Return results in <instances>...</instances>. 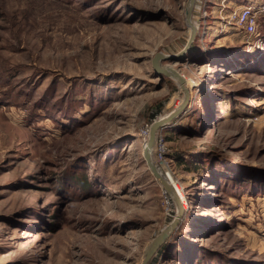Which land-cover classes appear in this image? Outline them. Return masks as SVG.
Listing matches in <instances>:
<instances>
[{
	"label": "rangeland",
	"instance_id": "obj_1",
	"mask_svg": "<svg viewBox=\"0 0 264 264\" xmlns=\"http://www.w3.org/2000/svg\"><path fill=\"white\" fill-rule=\"evenodd\" d=\"M188 1L0 0V264H264V0Z\"/></svg>",
	"mask_w": 264,
	"mask_h": 264
},
{
	"label": "water",
	"instance_id": "obj_2",
	"mask_svg": "<svg viewBox=\"0 0 264 264\" xmlns=\"http://www.w3.org/2000/svg\"><path fill=\"white\" fill-rule=\"evenodd\" d=\"M195 0H189L188 1V4H187V10H186V19H187V22H188V26H189V23H190V17H189V14H188V10L189 9H192V6H193V3H194ZM194 30H195V27H192L191 28V34H190V38L188 40V44L191 42V40L193 39L194 37ZM165 59H171V57L169 56H165V55H162V54H157L153 61H152V66L153 68L155 69V71L165 75V76H173L175 78H178L180 79V77L178 76L177 73H175L174 71H167V69H164V68H160L159 67V61L161 60H165ZM184 95H185V98H184V102L183 103H187L188 101V94H187V91H184ZM181 108L175 110L174 112L170 113L168 116H166L165 118H163V120H160V121H154L151 126H150V132H149V144L144 147V150H143V157H144V160L146 162V165L148 166L149 170L151 171L152 175L159 181V183L161 184V186L171 195L170 193V188L169 186L167 185L166 181L163 179V178H160L157 171H156V167L153 165V161L151 159V154H150V148L152 147L154 141H155V137H156V134L157 132L159 131V129L165 127L167 124H169L177 115L178 113L180 112ZM175 203L178 205V201L177 199H175ZM181 210H180V214H181ZM179 217V216H178ZM176 218L175 221L173 222V225L172 227L177 224L178 222V219L179 218ZM171 230V227L166 229L165 231H163L158 237L155 238V240L152 242V244L150 245V247L148 248V250L146 251L145 255H144V258L142 259V262L141 264H147L148 260L150 259L151 255L155 252V250L157 249V247L166 239V236L168 235L169 231Z\"/></svg>",
	"mask_w": 264,
	"mask_h": 264
},
{
	"label": "bare ground",
	"instance_id": "obj_3",
	"mask_svg": "<svg viewBox=\"0 0 264 264\" xmlns=\"http://www.w3.org/2000/svg\"><path fill=\"white\" fill-rule=\"evenodd\" d=\"M194 3H195V2H194ZM194 3H193V5H194ZM192 8H193V6H192ZM191 12H192V9H189V10H188V14H189V17H190V23H189L190 28L194 27V26L192 25V23H191ZM165 69H167V71H169L168 68H165ZM178 76L180 77V79L177 78L176 80L179 82L181 89H182L183 91H186V85H185V82L183 81V79H182V77H181L180 75H178ZM167 116H168V115H167ZM160 120H163V119H160ZM160 120H157V121H160ZM148 144H149V141L146 140L145 143H144L145 147H146ZM153 144H154V143H153ZM152 147H153V145H152ZM152 147L150 148V154H151V156H152ZM151 159H152V157H151ZM152 161H153V160H152ZM153 165L156 167V171H157L159 177H160V178H163V179L166 181L167 185H168L169 188H170V191L173 193L174 190H173L172 186L170 185V183L168 182V180L165 178V176H164L162 170H161L160 168L157 167L158 165L156 166V164H154V163H153ZM180 210H182V208H180ZM196 218H197V217L195 216V219H196Z\"/></svg>",
	"mask_w": 264,
	"mask_h": 264
},
{
	"label": "trees",
	"instance_id": "obj_4",
	"mask_svg": "<svg viewBox=\"0 0 264 264\" xmlns=\"http://www.w3.org/2000/svg\"><path fill=\"white\" fill-rule=\"evenodd\" d=\"M153 160H154V162H157L158 159L156 158V160H155L154 157H153Z\"/></svg>",
	"mask_w": 264,
	"mask_h": 264
},
{
	"label": "built area",
	"instance_id": "obj_5",
	"mask_svg": "<svg viewBox=\"0 0 264 264\" xmlns=\"http://www.w3.org/2000/svg\"><path fill=\"white\" fill-rule=\"evenodd\" d=\"M244 19V18H243Z\"/></svg>",
	"mask_w": 264,
	"mask_h": 264
}]
</instances>
